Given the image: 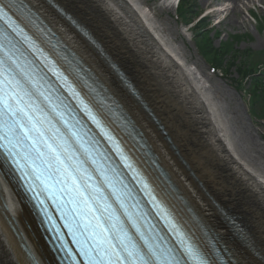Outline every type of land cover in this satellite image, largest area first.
<instances>
[{
    "label": "bare ground",
    "instance_id": "obj_1",
    "mask_svg": "<svg viewBox=\"0 0 264 264\" xmlns=\"http://www.w3.org/2000/svg\"><path fill=\"white\" fill-rule=\"evenodd\" d=\"M27 2L127 112L146 149L130 143L134 152L189 230L198 232L196 218L208 222L230 249L231 264H264V171L235 150L214 103L191 77L186 60L156 30L146 5L139 0H61L102 39L90 42L46 0ZM167 2L175 6L177 0ZM112 56L132 72L139 98L110 65ZM124 77H130L125 69ZM205 191L247 218L244 245L218 220ZM0 264H54L30 208L1 164Z\"/></svg>",
    "mask_w": 264,
    "mask_h": 264
},
{
    "label": "rangeland",
    "instance_id": "obj_2",
    "mask_svg": "<svg viewBox=\"0 0 264 264\" xmlns=\"http://www.w3.org/2000/svg\"><path fill=\"white\" fill-rule=\"evenodd\" d=\"M55 1L78 17L98 41L102 42L101 37L78 12L61 0ZM139 1L148 8L156 30L176 50L178 56L186 60L191 77L199 81L200 85L202 84L200 87L207 92L209 99L214 103V108L226 128L235 150L247 162L264 171V121L251 114L248 79L244 80L240 87L239 82L236 81L239 76L235 68H232L231 73L227 74L222 71V68L214 69L200 53L192 36V27L195 22L207 16L209 22H212L209 27L211 33H208V36L212 38L213 46L219 47L223 43H230L232 47L239 50L248 48L264 50V0H190L195 6L193 14L195 20L189 25L183 23V20L178 16V8L167 0ZM116 27L118 28V26ZM114 60L127 70L134 81L135 78L128 66L120 59L114 58ZM134 82L136 84V81ZM205 195L214 208L216 202L240 214L233 204L226 205L224 199L217 197L215 199V196L211 198L206 191ZM240 215L249 228L247 218Z\"/></svg>",
    "mask_w": 264,
    "mask_h": 264
},
{
    "label": "snow or ice",
    "instance_id": "obj_3",
    "mask_svg": "<svg viewBox=\"0 0 264 264\" xmlns=\"http://www.w3.org/2000/svg\"><path fill=\"white\" fill-rule=\"evenodd\" d=\"M13 3L14 0H6L5 3H0V20L8 22L9 26L13 27V31H22V29H19V25H15V22L11 20L8 12L5 11L6 5L10 7ZM0 75H4L2 69H0ZM5 88L8 90L6 91ZM22 100L23 96L18 91V85H14L6 76L3 80H0V105H2L0 106V117L7 115L12 121L11 124L8 121H2L8 131L0 135V139H5L8 144L12 145V148H18L20 144L27 141L31 152L23 158L27 159L28 156L34 153L33 163L39 160L45 164L50 170L49 175L53 177L55 182L63 185L71 184L69 191L75 192L77 196L82 198L83 203L89 204L87 189L81 186L80 178L76 174L79 169L69 165L67 159H70V157L64 158V152L60 151L53 142H50L40 126V121L34 119L33 114L28 110V106H21ZM92 119L95 121V117H92ZM0 147H3V145H0ZM12 148L6 150L10 155H17ZM14 162L18 163V161ZM91 210L93 212L97 211L95 209ZM104 211H107V209H104ZM95 227L101 230L102 239L96 242L98 246L95 248V252L98 257H89L90 264H105V261L106 264H171L172 258L168 251L149 244L144 239L143 234H141V240L144 247L141 248L133 243L127 233H124L123 236H111L110 233L116 231L115 226L108 229L98 222ZM133 227H136L135 224H133ZM137 231H139L138 228ZM91 236L95 238L97 232L93 230ZM181 243L185 245L184 252L191 264H208V260L202 255L199 246L186 243L183 238H181ZM99 245H105V247L101 248Z\"/></svg>",
    "mask_w": 264,
    "mask_h": 264
},
{
    "label": "trees",
    "instance_id": "obj_4",
    "mask_svg": "<svg viewBox=\"0 0 264 264\" xmlns=\"http://www.w3.org/2000/svg\"><path fill=\"white\" fill-rule=\"evenodd\" d=\"M194 12L195 6L190 0L181 1L178 14L183 23H192L195 20ZM210 25L211 22L208 21V18L202 17L192 27V36L200 53L214 68H222L226 74L231 73L232 68H235L239 76L236 81L239 82L240 87L243 85V81L248 79L251 114L264 121V50L251 48L239 50L232 47L230 43H223L219 47H215L212 44V38L208 36V33H211Z\"/></svg>",
    "mask_w": 264,
    "mask_h": 264
}]
</instances>
